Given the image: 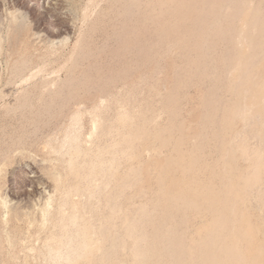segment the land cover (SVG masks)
Segmentation results:
<instances>
[{
	"label": "bare ground",
	"instance_id": "obj_1",
	"mask_svg": "<svg viewBox=\"0 0 264 264\" xmlns=\"http://www.w3.org/2000/svg\"><path fill=\"white\" fill-rule=\"evenodd\" d=\"M117 4L122 23L114 31V56L125 61L120 71L103 74L90 66L78 78V62L90 56L84 49L68 79L41 105L32 108L26 97L20 106L29 110L27 122L38 126L58 121L62 108L82 93H95L86 139L76 127L81 103L68 127L60 121L67 127L62 145L44 142V159L29 156L33 172L53 182L45 206L34 208L38 217L28 212L30 203L24 211L0 189L2 219L10 224L5 237L0 234V264H263L249 214L264 209V0ZM173 52L180 65L169 64L168 90L159 96L168 121L153 127L150 105L131 114L138 106L134 74ZM121 84H129L127 91L118 89ZM188 87L199 89L191 123L181 118ZM110 110L115 118L106 119ZM52 153L67 156L64 178L52 170ZM192 218L209 223L192 227Z\"/></svg>",
	"mask_w": 264,
	"mask_h": 264
},
{
	"label": "rangeland",
	"instance_id": "obj_2",
	"mask_svg": "<svg viewBox=\"0 0 264 264\" xmlns=\"http://www.w3.org/2000/svg\"><path fill=\"white\" fill-rule=\"evenodd\" d=\"M119 1L121 0H0V189L4 193L6 192L8 200L14 201L12 203L17 201L18 204L21 203L19 205L20 207L22 206V209H25L24 211H28L31 206L33 211L31 209L28 212L32 213V217H38V211L35 212V209L45 206L44 203H46L48 193L53 194V187L51 188L53 186L51 183L53 182L46 175L43 178V174L33 172L31 168L33 162L31 164L30 161L32 160L29 158L42 160L46 157L40 150L44 142L45 145L47 143L56 148L60 147L59 144L64 140V135L62 136V134H65L67 125H70V117L76 114L78 108H81L82 105L83 107L79 109L80 113H78L76 127L77 129L80 128L79 130L82 129V132L78 130L81 133L79 135L80 139H86L90 134L89 131L92 130V115L90 113H92V108L94 107L93 96L95 93H82L78 100L66 105L60 101L61 104L65 105L62 108V117L58 121L52 120L49 124L41 122L38 126L27 122L26 116L29 115V110L24 111L20 106L26 97H28V103L32 108L35 109L41 105L48 98L49 92L57 90L68 79L74 62L84 49L90 52V56L78 62L74 71V75H78V78H81L90 66L98 68L103 74L120 71L125 61L121 57L114 56V50L117 47L114 31L119 29L122 23V18L116 15ZM248 2L255 5L258 0H248ZM34 37L35 39L33 40L32 38ZM22 63H26V67L17 73L16 68ZM169 64L180 65V60L175 52L171 53L170 56L160 58L157 64L143 67L141 72L134 74V100H136L134 106H138L135 109L132 108L133 110L131 109V114L137 115L142 111V108L150 105L153 111L148 115L153 116L151 117L153 127L161 126V124L164 126L168 121L166 112L161 108L160 98L168 90L166 88L168 83L164 77H170L172 74L168 70ZM134 66H137L135 61ZM153 67H157L156 70H153ZM161 71L163 73H160ZM25 77L30 79L33 77V79L27 78V81ZM158 87L160 88L158 89ZM128 88L129 84H121L118 87L119 90L122 89V93L127 91ZM198 92V88L188 87L185 90L186 98L182 100L181 118L190 123L197 118L198 112L194 100ZM138 96L142 98L139 99ZM187 98L190 102H187ZM191 100L193 101L191 102ZM110 113L111 110L107 114L108 118L106 117V119H109L110 115L112 116ZM112 113L113 116L110 118L113 119V117L115 118L114 111ZM79 119H82V122ZM62 120H64V125L66 123L65 126L67 127L64 126L65 128H63V126H60L63 122ZM56 134L59 135L56 136ZM49 137L51 140L48 139ZM18 138L21 139L20 143L16 142ZM142 150L143 148L140 149V151ZM164 152L166 154L171 153L168 148ZM30 153L33 154V157ZM146 154H144V160L149 158ZM49 156L50 158H48L51 159V163L54 166L53 172L58 176L61 174V177L64 178L67 173L65 165L67 156L57 155L56 153L54 155L52 153ZM215 156V154H210L209 159L214 160ZM53 157L54 159H52ZM121 164L122 168L126 166L125 161H122ZM242 167L245 168L246 166L242 165ZM53 198L56 200L54 201ZM53 198L49 207V211H52L51 214L59 203L58 195ZM142 200L144 201V199L135 201L139 203ZM36 201H39V204L35 205ZM263 212L264 209L255 207L250 210L249 219L254 228L258 230L254 237V243L257 247L262 246L261 261L264 264ZM33 214L36 215L34 216ZM0 215V234L5 237V233L10 228V224L5 223L9 219L7 218L6 222L2 219L1 212ZM202 222L204 224L209 223L207 218H203V221L202 218H192L190 225L193 227V224L197 225L199 223L198 226H202ZM24 229L26 230V227L22 226L20 231ZM43 235L41 234V236ZM17 249L18 247L16 251H18Z\"/></svg>",
	"mask_w": 264,
	"mask_h": 264
}]
</instances>
